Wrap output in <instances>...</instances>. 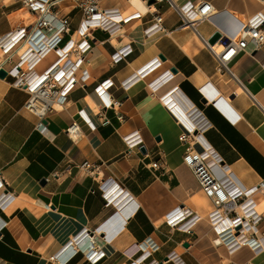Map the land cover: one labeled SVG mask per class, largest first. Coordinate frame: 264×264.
<instances>
[{"label": "crops", "instance_id": "0c3cea01", "mask_svg": "<svg viewBox=\"0 0 264 264\" xmlns=\"http://www.w3.org/2000/svg\"><path fill=\"white\" fill-rule=\"evenodd\" d=\"M83 1L55 4L56 13L71 21L63 43L81 25ZM209 1L243 23L258 12L264 15L262 0ZM99 4L125 15L139 10L131 0ZM22 6V1L4 4L0 39L13 29L8 13ZM157 6L166 31L151 38L145 29L154 22L152 14L124 23L116 37L100 29L91 32L92 49L84 65L90 79L76 84L63 112H47L43 127L38 115L26 108L27 89L14 86L12 75L0 77V175L17 196L11 210L0 213L7 222L0 236V264H94L87 257L91 236L97 251L107 254L96 264H128L131 259L137 264H177L168 259L173 251L184 264H264V253L254 255L249 247L218 243V230L207 219L212 202L184 162L187 144L179 139L178 123L191 128L185 114L201 112L212 124L202 141L223 158L237 186L253 190L264 182V67L250 48L229 62L231 72L220 71L201 38L208 39L217 28L200 21L199 35L193 27L181 25L174 7L163 1ZM127 44H132L133 53L114 63L112 54ZM22 52L20 47L6 54L0 43V66L10 71ZM56 57L52 53L39 62L37 72ZM143 69L149 71L141 76ZM108 79L114 85L108 90L110 97H102L96 88ZM127 80L133 83L125 90ZM100 105H108L110 122L99 116ZM74 121L83 129L78 140L67 133ZM125 126L139 131L142 145L128 148L121 133ZM155 161L157 167L152 166ZM218 174L225 176L223 171ZM109 179L116 186L105 194L102 185ZM112 190L116 193L110 195ZM253 197L263 201L264 190ZM176 208L202 216L190 233L168 223L167 214ZM257 229L264 238V219ZM77 238H83L81 251L72 254L70 246ZM136 243L143 249L132 257L126 250ZM153 243L159 249L153 250Z\"/></svg>", "mask_w": 264, "mask_h": 264}, {"label": "built area", "instance_id": "2783aa9c", "mask_svg": "<svg viewBox=\"0 0 264 264\" xmlns=\"http://www.w3.org/2000/svg\"><path fill=\"white\" fill-rule=\"evenodd\" d=\"M16 1H22L23 6L8 13L13 29L7 36L0 39L4 53L8 54L12 50L19 51L24 40H28L31 35H34L36 45L29 39L32 47L26 53L22 52L19 55L17 64L10 71L3 66H0V69L4 68L7 70L8 75L14 77V86L27 89L30 98L26 108L38 115L40 118L39 127L44 126L45 115L50 109L54 108V105H64L66 103L76 84H85L90 79L88 67L84 65L87 64V55L92 49L90 39L93 30L100 29L108 33L109 37H116L123 32L124 23L152 14L154 22L145 29V36L151 38L166 31L164 16L157 6V1L166 2L174 7L181 15V25L193 27L199 35L196 23L200 21H207L217 28L216 31L221 33V38L216 44L212 45L209 42V38L216 31L208 39L202 36L201 38L205 46L217 58L220 71L231 72L228 67L229 62L239 53L250 48L253 57L258 59L264 67V50L262 48L264 44V15L260 12L243 23V21L231 15L228 17L226 11H220L209 0H184L182 3L177 2V0H154L153 3H151L152 0H141L146 7L144 12L136 10L132 14L125 15L118 8L101 7L99 0H84L81 3L83 9L81 25L76 35L72 34L70 39L63 43L64 35L71 32V21L67 16H59L54 10V2L57 0H3L0 2V10L3 9L4 4ZM262 1L264 2V0ZM23 10H26V12H23ZM28 19H31L29 24L26 23ZM75 36H77L76 40H74ZM217 44L221 49H217ZM133 51L132 44L123 46L112 54L113 62H121ZM35 53L38 56L29 65L28 70H25L23 65L27 60L33 58ZM52 53L56 54V60L44 71L37 72V64ZM2 60L3 58L0 57V63L4 62ZM148 71L147 69L141 70V76H144ZM132 83L131 80L125 81L123 88L125 90L129 89ZM113 85L114 82L108 79L100 84L96 90L102 97H105V95L110 97L108 90ZM261 101L264 106V98ZM107 109L108 105H100L98 114L106 122H110L107 117ZM200 114L202 116H195L192 119L194 125L191 128L184 129L182 123L178 122L182 127L179 139L187 144L184 154L185 164L192 169L204 194L212 202V208L207 215V219L210 225L218 230L217 241L219 244L228 247L235 245L249 247L254 255H258L259 252L264 253L261 241L263 237L259 236L257 229L261 218L264 219V211H258L259 202L253 197L257 192L264 190V182L254 187L253 190L241 189L237 186L231 173L227 171V165L222 164L223 158L212 147L205 144L206 148L200 149L198 147L199 141L203 140L205 132L212 127V124L206 120L201 112ZM120 118H123V116H120ZM87 121L94 128L90 120ZM67 133L71 139L78 140L83 135L82 126L74 121L67 127ZM122 137L130 150L143 144V139L137 129H131L130 133L122 135ZM158 164L159 161H155L152 166L157 167ZM218 170L223 171L225 176L220 177L217 175ZM114 186H116L115 180L109 179L106 181L102 185L104 193L107 194ZM115 193L116 190H112L109 194L113 195ZM16 199V194L0 175V213L11 209ZM133 201L131 200L129 203L134 204ZM167 219L172 227L177 226L180 231L190 233L202 219V216H199L193 210L176 208L167 214ZM226 220L230 222L227 227L224 224ZM6 225V220L0 214L1 235ZM222 225H225L224 230L219 229ZM86 235L87 233L84 236ZM83 238H77L72 243L70 246L72 254L81 251V240ZM91 239L92 243L88 246L87 257L88 260L96 264L107 254L103 251H97L94 236H91ZM142 249L143 246L136 243L126 251L132 253L133 257ZM147 249L152 251L150 247ZM152 249L157 250L159 246L153 243ZM168 259L177 264H184L175 251L168 255ZM128 264H137V262L131 259ZM149 264H160V262L154 260ZM244 264L253 263L246 262Z\"/></svg>", "mask_w": 264, "mask_h": 264}, {"label": "bare ground", "instance_id": "6f19581e", "mask_svg": "<svg viewBox=\"0 0 264 264\" xmlns=\"http://www.w3.org/2000/svg\"><path fill=\"white\" fill-rule=\"evenodd\" d=\"M61 0H57V1H55L54 2V4H56V3H58V2H60ZM131 2L134 4V7H136L137 9H139L140 11H142V12H144L145 11V9H146V7H145V4L141 1V0H131ZM6 5H8V4H6ZM23 12H26V10H23ZM16 17V16H15ZM14 17V18H15ZM13 18V19H14ZM30 18V17H29ZM31 22V19H28V20H26V23L27 24H29ZM15 27H17V26H15ZM29 27V26H28ZM34 36V35H33ZM32 35L29 37V39L30 40H32V42H33V44L34 45H36V40L34 39V37H33ZM29 39L28 40H24V42H23V45H22V47H23V52H27L32 46H31V44L29 43ZM77 39V36H75L74 37V40H76ZM216 47H217V49H221V48H219V45L217 44L216 45ZM38 55L35 53L34 54V57L33 58H31V59H29V60H27L26 61V63L23 65V67H24V69L25 70H28V67H29V65L34 61V59H35V57H37ZM49 56V55H48ZM90 72V71H89ZM91 73V72H90ZM264 91V89L262 90V92ZM259 98V100H260V98H262V96H260V97H258ZM108 102H109V99H108ZM54 108L55 109H57L58 111H64L65 110V107L63 106V105H61V104H56V105H54ZM194 109V108H193ZM199 115H201L200 113H197V115H196V117L197 116H199ZM202 116V115H201ZM185 117H188L187 119L190 121V125H189V127H192V125L194 124V122H193V118L195 117V116H191V114H189V113H187V114H185ZM130 131H131V128L129 127V126H125L122 130H121V133H122V135H127L128 133H130ZM203 139H204V137H203ZM201 144H203V146H201ZM198 147L200 148V149H203V148H206V146L204 145V143L202 142V140H200L199 141V145H198ZM217 175H219L218 174V171H217ZM257 209H258V211L260 212V211H262V209L264 210V200L263 201H261V202H259V204H258V206H257ZM11 209H9L8 211H10ZM121 218V220L123 219V215H119ZM115 221V218L112 220V222H114ZM225 225H226V227L230 224V222H229V220H226L225 221V223H224ZM225 225L223 226H220V230H224V228H225ZM122 236V235H121ZM120 236V237H121ZM120 237L118 236L115 240H114V244L115 245H117V243H118V241H119V239H120ZM261 241H262V247H263V249H264V238H262L261 239ZM119 245V244H118ZM127 248V247H126ZM125 248V249H126ZM262 253H258V255H261ZM258 260V257H256V256H253L252 257V259H251V261H257Z\"/></svg>", "mask_w": 264, "mask_h": 264}, {"label": "water", "instance_id": "95a60500", "mask_svg": "<svg viewBox=\"0 0 264 264\" xmlns=\"http://www.w3.org/2000/svg\"><path fill=\"white\" fill-rule=\"evenodd\" d=\"M154 0L151 1V3H153ZM221 38V33L219 31H216L210 38H209V42L214 45L216 44L219 39ZM8 75L7 70H5L4 68L0 69V77L4 78ZM142 151H145L144 148H142ZM1 236V234H0Z\"/></svg>", "mask_w": 264, "mask_h": 264}]
</instances>
